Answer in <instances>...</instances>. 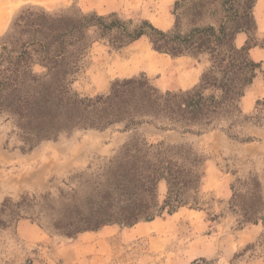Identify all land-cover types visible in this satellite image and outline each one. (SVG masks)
I'll return each instance as SVG.
<instances>
[{
    "label": "trees",
    "instance_id": "16d2710c",
    "mask_svg": "<svg viewBox=\"0 0 264 264\" xmlns=\"http://www.w3.org/2000/svg\"><path fill=\"white\" fill-rule=\"evenodd\" d=\"M256 3L176 0L173 27L166 32L148 19L136 24L124 21L119 12L66 16L23 9L0 47V120L14 126L22 153L61 135L116 125H123V132L162 123L163 130L202 134L221 129L230 135L241 119H249L241 101L261 70L262 63L250 57L251 49H264V39H255ZM183 19L190 21L186 31L181 29ZM240 33L246 40L237 47ZM142 37L156 54L207 56L209 66L199 83L188 90L162 91L141 72L115 80L105 94L81 96L73 89L85 55L97 39H107L118 50ZM260 105L264 102L257 100L256 108ZM249 141L250 137L245 140ZM205 161L189 145L151 143L132 134L97 172L74 176V187L58 189L55 199L50 193L23 194L15 203L5 198L0 203V229L9 219L24 218L49 234L74 240L105 226L131 228L152 222L183 208L202 211ZM162 182L166 192L160 199ZM231 192L228 209L238 230L259 224L264 228V186L258 177L236 179ZM189 264L210 261L198 258Z\"/></svg>",
    "mask_w": 264,
    "mask_h": 264
},
{
    "label": "rangeland",
    "instance_id": "374dc122",
    "mask_svg": "<svg viewBox=\"0 0 264 264\" xmlns=\"http://www.w3.org/2000/svg\"><path fill=\"white\" fill-rule=\"evenodd\" d=\"M155 1H150V4H155ZM139 2L2 0L0 14L2 11L4 16L0 15V47L15 16L27 8L50 14L79 16L91 13L106 15L119 5L124 8L119 12V17L124 21L132 20L136 24L148 19L158 29L165 32L171 30L174 3L167 11L159 12L158 16L145 18L139 9ZM6 22L8 25L4 27ZM189 28L190 21L183 19L182 31ZM255 39L261 42L264 37L257 31ZM140 45L153 51L146 37L118 50L113 49L107 39H97L85 55L83 69L73 89L81 96L93 97L107 93L115 80L138 76L139 71L127 76H122L120 71L133 69L135 72L146 61L144 57L136 55L135 49ZM200 58L204 60L206 69L209 66L208 57ZM146 76L151 84L158 86L154 76ZM245 96L250 98L252 109L249 112L243 110L242 102L241 109L249 119H241L230 135L221 129L202 134L163 130L160 129L162 123L156 127L144 124L133 132H123V125H116L104 131H76L71 135H61L56 141L43 142L34 150L22 153L14 126L0 120V155L5 156L0 163V188L6 194L0 203L5 198L15 203L23 194L38 196L50 193L55 199L58 189L74 187L75 182L71 180L74 176L97 172L107 159L117 154L132 134L151 143L164 141L168 145H189L206 159L203 166L205 177L201 185L202 211L183 208L172 216L156 218L151 224L139 223L131 228L114 226L115 233L106 243L110 255L108 264H183L192 246L196 248L209 242L214 249L218 247L214 258L208 259L210 264H218L224 258L221 256L228 254L229 257L234 249L236 252L232 258L225 259L223 264L264 260V236L259 240L260 234L264 233L262 224L258 225L260 232L251 237L246 231L249 228L238 230L236 219L228 209L231 186L236 179L257 176L264 186V105L256 108L257 100L264 102V62L253 84L246 89ZM222 127L226 129L225 124ZM248 137L252 141L245 142ZM165 192L166 187L162 182L158 186L160 199H163ZM251 239V242L244 244ZM72 241L49 234L29 219H9L7 227L0 229V264H28V261L32 264H64L56 252L72 250ZM249 245L254 246L246 249Z\"/></svg>",
    "mask_w": 264,
    "mask_h": 264
},
{
    "label": "crops",
    "instance_id": "0c3cea01",
    "mask_svg": "<svg viewBox=\"0 0 264 264\" xmlns=\"http://www.w3.org/2000/svg\"><path fill=\"white\" fill-rule=\"evenodd\" d=\"M2 1V0H0ZM150 1L154 0H140L139 9L145 18H150L152 16H158L159 12L167 11V9L176 0H156L155 4L151 5ZM157 4V5H156ZM156 5V7H155ZM131 6V5H130ZM128 8H125V10ZM113 12L124 11L123 6H116L111 9ZM1 17L4 16L1 11ZM254 17L257 23L258 32L264 37V0H257L254 8ZM6 21V19H5ZM7 27V22L4 24ZM246 40V35L240 33L236 36L235 44L237 47L243 46ZM136 43V42H135ZM136 55L139 57H144L146 60L143 62L137 71L131 70H121L122 76H127L130 74H135L136 72H144L148 76H154L156 79L157 87L161 90H188L195 87L199 83L200 76L205 70L204 60L202 58L196 59L189 56L181 57H170L167 55L156 54L154 51H150L145 45H140L135 49ZM250 57L257 62H264V49L253 48L250 50ZM125 70V71H124ZM120 73V74H121ZM242 108L243 110L249 112L251 111L250 98L245 96L243 98ZM5 151V150H4ZM12 155H9V157ZM5 156L0 155V163L3 162ZM2 164V163H1ZM0 188V199L6 196L5 192ZM153 222V221H152ZM152 222H147L145 224H151ZM147 227H143L146 229ZM19 230L20 227L17 226ZM114 226H105L99 230V232L83 233L77 236L72 242L73 249L69 251L56 252L57 257L61 258L64 264H108L109 262V251L106 249V243L109 241L110 237L115 233ZM249 236H256L260 232V227L252 226L246 230ZM208 238V237H207ZM251 240L246 241L244 244L251 242ZM193 247V248H192ZM191 250L188 251L189 256L183 264H189L195 259L205 258L213 259L218 252V247L214 249V246L208 244H202L200 247L192 246ZM87 248V249H84ZM190 252V253H189ZM236 252L234 249L229 257L221 258V262L218 264H223L232 258L233 254ZM234 264H264V260L252 259L246 262H238Z\"/></svg>",
    "mask_w": 264,
    "mask_h": 264
}]
</instances>
